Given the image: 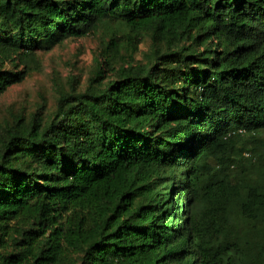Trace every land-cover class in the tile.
Returning a JSON list of instances; mask_svg holds the SVG:
<instances>
[{
  "label": "trees",
  "instance_id": "obj_1",
  "mask_svg": "<svg viewBox=\"0 0 264 264\" xmlns=\"http://www.w3.org/2000/svg\"><path fill=\"white\" fill-rule=\"evenodd\" d=\"M105 24L82 89L0 124V264H264V0H0V54Z\"/></svg>",
  "mask_w": 264,
  "mask_h": 264
},
{
  "label": "rangeland",
  "instance_id": "obj_2",
  "mask_svg": "<svg viewBox=\"0 0 264 264\" xmlns=\"http://www.w3.org/2000/svg\"><path fill=\"white\" fill-rule=\"evenodd\" d=\"M121 31L116 25L105 24L85 36L66 38L50 48L34 49L25 58L0 54V68L25 73L21 81L0 93V124L17 115L27 119L36 110L44 115L51 112L58 84L67 87L69 77L74 78L77 89H82L97 63L102 62L109 36L114 32L121 36ZM149 45L150 39L144 37L138 44L136 60H144ZM121 52L125 53L124 49ZM103 67L105 81L113 74L107 66Z\"/></svg>",
  "mask_w": 264,
  "mask_h": 264
}]
</instances>
